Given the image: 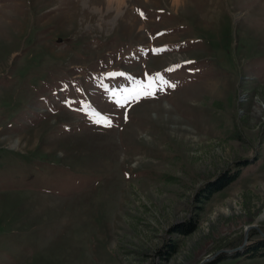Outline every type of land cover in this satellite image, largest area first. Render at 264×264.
<instances>
[{"label": "rangeland", "instance_id": "374dc122", "mask_svg": "<svg viewBox=\"0 0 264 264\" xmlns=\"http://www.w3.org/2000/svg\"><path fill=\"white\" fill-rule=\"evenodd\" d=\"M260 233L264 0H0V264H264Z\"/></svg>", "mask_w": 264, "mask_h": 264}, {"label": "trees", "instance_id": "16d2710c", "mask_svg": "<svg viewBox=\"0 0 264 264\" xmlns=\"http://www.w3.org/2000/svg\"><path fill=\"white\" fill-rule=\"evenodd\" d=\"M239 177L238 172H235L231 176H222L221 178H218L216 180L217 182L213 185H208V188L205 193L203 192L198 193L200 196H203V200L201 203L203 204L204 202L208 201V199L214 194L217 193L218 191L222 190L225 188L227 185L230 183L236 181V179ZM176 252V248L174 247L171 249L170 255ZM238 257H247L249 259H257V258H264V239L258 240L254 245L252 246H246L244 250L241 252L237 253ZM224 259H221L219 261H222Z\"/></svg>", "mask_w": 264, "mask_h": 264}, {"label": "built area", "instance_id": "2783aa9c", "mask_svg": "<svg viewBox=\"0 0 264 264\" xmlns=\"http://www.w3.org/2000/svg\"><path fill=\"white\" fill-rule=\"evenodd\" d=\"M246 80H247V78H246ZM245 81H243V83H245ZM241 88H242L241 92L239 93V96H238V104L239 105L243 102V99H244V96L241 93H243L242 91L245 90V89L242 86H241ZM238 110H239V114H240V107L238 108Z\"/></svg>", "mask_w": 264, "mask_h": 264}, {"label": "water", "instance_id": "95a60500", "mask_svg": "<svg viewBox=\"0 0 264 264\" xmlns=\"http://www.w3.org/2000/svg\"><path fill=\"white\" fill-rule=\"evenodd\" d=\"M261 234V237L264 238V234L260 233ZM240 250V248H237V249H234L233 251L231 252H238Z\"/></svg>", "mask_w": 264, "mask_h": 264}, {"label": "snow or ice", "instance_id": "6c2138e0", "mask_svg": "<svg viewBox=\"0 0 264 264\" xmlns=\"http://www.w3.org/2000/svg\"><path fill=\"white\" fill-rule=\"evenodd\" d=\"M141 15H143L142 13H141ZM187 63H191L190 61L189 62H187ZM172 87H174V85H172ZM152 93H146V95H151ZM137 97H133V99H136Z\"/></svg>", "mask_w": 264, "mask_h": 264}, {"label": "bare ground", "instance_id": "6f19581e", "mask_svg": "<svg viewBox=\"0 0 264 264\" xmlns=\"http://www.w3.org/2000/svg\"><path fill=\"white\" fill-rule=\"evenodd\" d=\"M173 2H174L175 4H177V3L179 2V0H173Z\"/></svg>", "mask_w": 264, "mask_h": 264}, {"label": "crops", "instance_id": "0c3cea01", "mask_svg": "<svg viewBox=\"0 0 264 264\" xmlns=\"http://www.w3.org/2000/svg\"><path fill=\"white\" fill-rule=\"evenodd\" d=\"M257 84V83H256Z\"/></svg>", "mask_w": 264, "mask_h": 264}]
</instances>
